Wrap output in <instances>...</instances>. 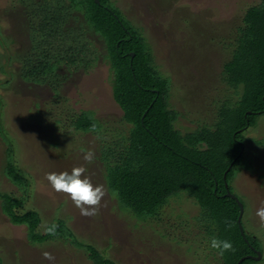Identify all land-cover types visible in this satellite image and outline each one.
<instances>
[{"label":"rangeland","instance_id":"1","mask_svg":"<svg viewBox=\"0 0 264 264\" xmlns=\"http://www.w3.org/2000/svg\"><path fill=\"white\" fill-rule=\"evenodd\" d=\"M113 1L141 28L158 69L170 78V107L180 112L178 130L185 133L212 125L220 105L222 109L227 104L225 108L230 110L243 105V85L230 86L223 70L232 58L244 15L262 0ZM21 7L12 0H0V29L15 42L10 50L0 49L1 56L11 57L6 65L14 74V79L0 74V122L14 143V157L29 183L23 208L39 211V229L45 231L57 218L65 219L78 240L95 245L117 264H222L220 252L210 247L214 237L203 224L206 220L200 207L187 193L172 196L158 215L147 220H137L130 216V209L118 206L105 187L97 158L101 146L118 141L120 132L128 130L112 96L110 65L100 60L90 72L73 70L70 75L61 67L58 96L47 83L24 82L18 71L30 44L25 35V8ZM81 110H93L102 123L97 135L73 131L66 116L69 113L73 118ZM59 115L63 121L58 128L46 120ZM240 132L244 153L233 168L240 171L231 182L232 193L244 204L245 231L258 238L263 253L261 260L250 264H264V222L255 214L264 207V113L255 115L253 123ZM6 149L0 136V192L22 196V190L2 174ZM88 150L95 153L91 164L83 158ZM80 166L105 191L99 212L92 217L81 215L70 197L56 192L47 180L49 173L70 172ZM86 252L62 239L30 244L26 227L13 224L3 214L0 199L1 264H93ZM45 253L53 259H47Z\"/></svg>","mask_w":264,"mask_h":264},{"label":"trees","instance_id":"2","mask_svg":"<svg viewBox=\"0 0 264 264\" xmlns=\"http://www.w3.org/2000/svg\"><path fill=\"white\" fill-rule=\"evenodd\" d=\"M12 1L22 6L21 10L25 8V35L30 46L18 71L24 82L47 83L58 96L61 67L66 75L80 69L88 73L97 61H108L112 96L128 130L120 132L118 141L101 146L97 158L105 187L118 206L130 209V216L137 220H147L158 215L172 196L184 192L200 207L208 234L231 242L232 248L221 255L222 264H237L242 257L254 254L253 247L261 250L255 235L245 229L242 234L238 223L240 207L226 195L225 182L232 191L231 182L240 171L233 168L244 153L240 131L253 123L255 115L264 113V0L247 10L232 58L224 65L223 74L230 86L243 85V105L232 110L225 108L227 104L222 109L220 105L212 125L185 133L176 127L180 112L170 107V78L158 69L141 28L113 0ZM2 30L0 49L10 50L15 42ZM0 58V74L14 79L6 65L12 62L11 57ZM2 99L0 94V106ZM61 117L49 116L46 120L58 128ZM66 119L81 135H97L102 128L93 110H81L73 118L68 113ZM0 136L7 144L2 174L23 192L22 196L0 192L2 212L13 224L26 227L29 243L68 240L84 248L93 264H117L95 245L78 240L65 219L57 218L45 231L39 229V211L23 208L28 196L25 186L29 183L17 165L14 143L1 122ZM253 261L246 257L240 264Z\"/></svg>","mask_w":264,"mask_h":264},{"label":"clouds","instance_id":"3","mask_svg":"<svg viewBox=\"0 0 264 264\" xmlns=\"http://www.w3.org/2000/svg\"><path fill=\"white\" fill-rule=\"evenodd\" d=\"M83 158L91 164L95 158L94 151H86ZM85 172L86 168L83 166L74 167L70 172L49 173L47 180L56 192L65 193L70 197L75 206L80 209L81 215L92 217L98 214L105 191L102 186L94 185ZM255 214L261 222H264V207L259 208ZM210 247L218 250L222 255L232 248V244L230 241H222L214 237ZM45 257L53 259L48 253H45Z\"/></svg>","mask_w":264,"mask_h":264},{"label":"water","instance_id":"4","mask_svg":"<svg viewBox=\"0 0 264 264\" xmlns=\"http://www.w3.org/2000/svg\"><path fill=\"white\" fill-rule=\"evenodd\" d=\"M96 1H98V0H96ZM132 55H133V53H132ZM225 185H226V189H227L226 190V195L229 196V197H232L233 199H235L237 201L239 207H240L239 208L240 209V212H239V216H238V223H239L240 230H241L242 234H244V228H243V224H242V217H243V212H244V209H243L244 208V204H243V202L235 194H233L229 190L228 183L227 182H225ZM246 257H250V258H252V259H254V260L257 261V260H260L262 258V252L260 250H256L254 256L253 255H248V256L242 257L238 261L237 264H240Z\"/></svg>","mask_w":264,"mask_h":264},{"label":"flooded vegetation","instance_id":"5","mask_svg":"<svg viewBox=\"0 0 264 264\" xmlns=\"http://www.w3.org/2000/svg\"><path fill=\"white\" fill-rule=\"evenodd\" d=\"M252 250H253L254 254H249V255H253V256H254V255H255V252H256V250H258V249H256L255 247H253V249H252ZM260 251H261V250H260ZM261 252H262V251H261ZM262 255H263V253H262ZM262 258H263V257H262ZM262 258H261V259H262ZM261 259H260V260H261Z\"/></svg>","mask_w":264,"mask_h":264}]
</instances>
